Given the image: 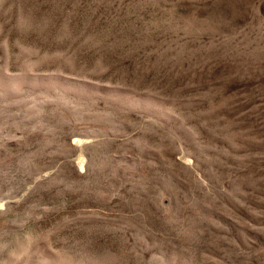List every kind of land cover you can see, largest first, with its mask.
Returning a JSON list of instances; mask_svg holds the SVG:
<instances>
[{
  "label": "rangeland",
  "instance_id": "rangeland-1",
  "mask_svg": "<svg viewBox=\"0 0 264 264\" xmlns=\"http://www.w3.org/2000/svg\"><path fill=\"white\" fill-rule=\"evenodd\" d=\"M0 264H264V0H0Z\"/></svg>",
  "mask_w": 264,
  "mask_h": 264
},
{
  "label": "bare ground",
  "instance_id": "bare-ground-1",
  "mask_svg": "<svg viewBox=\"0 0 264 264\" xmlns=\"http://www.w3.org/2000/svg\"><path fill=\"white\" fill-rule=\"evenodd\" d=\"M82 163H83V162H82ZM79 166H80L81 168H83L82 165H81V162L79 163Z\"/></svg>",
  "mask_w": 264,
  "mask_h": 264
}]
</instances>
